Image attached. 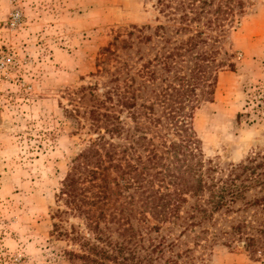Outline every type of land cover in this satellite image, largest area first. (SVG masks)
Instances as JSON below:
<instances>
[{
  "label": "rangeland",
  "instance_id": "374dc122",
  "mask_svg": "<svg viewBox=\"0 0 264 264\" xmlns=\"http://www.w3.org/2000/svg\"><path fill=\"white\" fill-rule=\"evenodd\" d=\"M244 10L221 36L214 95L201 98L189 120L204 158L221 168L264 150V0H247ZM148 25L182 26L161 13L156 0H0V264H72L66 251L80 247L55 233L52 215L65 208L57 195L89 134L64 110L71 108L69 92L105 81L118 67L122 75L141 68L154 56V42L156 48L161 43L140 44L128 32ZM174 32L173 39L187 37ZM111 43L112 53H103ZM97 64L101 76L93 75ZM256 194L259 188L247 192L248 198ZM256 217H264L259 207L216 214L204 237L180 236L183 227L167 222L159 235L178 239L180 264H264V248L252 252L238 236L214 235L239 219L254 227ZM72 223L87 231L82 218L63 222L68 229ZM250 227L247 232L256 233Z\"/></svg>",
  "mask_w": 264,
  "mask_h": 264
},
{
  "label": "trees",
  "instance_id": "16d2710c",
  "mask_svg": "<svg viewBox=\"0 0 264 264\" xmlns=\"http://www.w3.org/2000/svg\"><path fill=\"white\" fill-rule=\"evenodd\" d=\"M246 2L156 0L160 12L182 26H134L128 32L140 44L157 39L161 46L154 42V56L135 73L128 69L122 75L118 67L108 71L105 81L69 92L71 108L64 110L89 134L57 195L65 208L59 205L52 215L55 233L80 247L66 251L72 264H180L181 255L174 251L178 239L159 235L162 224L183 227L180 236L193 231L204 237L216 214L232 216L259 207L264 215V150L221 168L204 158L189 126L201 98L214 95L221 36L244 14ZM193 23L216 35L194 30ZM173 30L187 37L173 39ZM112 44L102 52L111 54ZM97 68L93 75L101 76V64ZM256 188L261 194L248 198L247 192ZM71 215L84 220L86 232L80 224L64 227ZM253 223L250 227L239 219L214 235L229 241L238 236L256 252L264 248V217Z\"/></svg>",
  "mask_w": 264,
  "mask_h": 264
}]
</instances>
